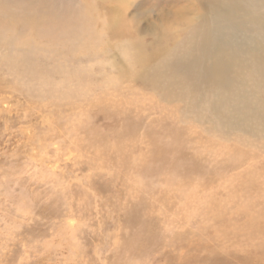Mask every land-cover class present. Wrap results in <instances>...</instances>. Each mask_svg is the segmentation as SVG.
<instances>
[{
	"label": "rangeland",
	"instance_id": "rangeland-1",
	"mask_svg": "<svg viewBox=\"0 0 264 264\" xmlns=\"http://www.w3.org/2000/svg\"><path fill=\"white\" fill-rule=\"evenodd\" d=\"M198 9L0 0V264H264L262 141L127 74Z\"/></svg>",
	"mask_w": 264,
	"mask_h": 264
},
{
	"label": "bare ground",
	"instance_id": "bare-ground-1",
	"mask_svg": "<svg viewBox=\"0 0 264 264\" xmlns=\"http://www.w3.org/2000/svg\"><path fill=\"white\" fill-rule=\"evenodd\" d=\"M190 1L202 15L173 46L170 33L150 48L136 46L128 77L158 86L168 97L173 90L189 96L196 117L260 139L264 150V0ZM176 70L180 76L170 73ZM254 173L261 183V172Z\"/></svg>",
	"mask_w": 264,
	"mask_h": 264
}]
</instances>
